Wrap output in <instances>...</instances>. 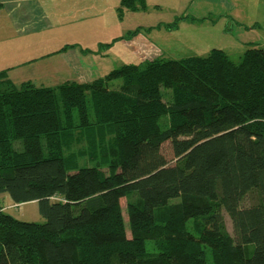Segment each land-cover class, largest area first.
Returning <instances> with one entry per match:
<instances>
[{
	"label": "trees",
	"instance_id": "obj_1",
	"mask_svg": "<svg viewBox=\"0 0 264 264\" xmlns=\"http://www.w3.org/2000/svg\"><path fill=\"white\" fill-rule=\"evenodd\" d=\"M112 63L57 86L0 70V192L45 219L0 206V264H264V48Z\"/></svg>",
	"mask_w": 264,
	"mask_h": 264
},
{
	"label": "rangeland",
	"instance_id": "obj_2",
	"mask_svg": "<svg viewBox=\"0 0 264 264\" xmlns=\"http://www.w3.org/2000/svg\"><path fill=\"white\" fill-rule=\"evenodd\" d=\"M136 1V10L120 6L121 13L113 9L106 11V27L98 28H93L88 23L80 26L79 22L84 20L85 15L76 11L71 1L64 5V17L58 9L52 7L62 6L60 0H54L52 3L41 2L46 17L41 19L39 25L34 23L32 27H41L37 43L44 42V47L36 54L40 55L47 50L51 52L53 49L56 52L67 44L75 45L76 53H80V48L95 50L99 44H104L108 48L103 51V55L98 52V59L101 66L106 65L103 69L108 70L113 60L115 63L112 64L117 65V62H146L156 57L181 59L194 55L205 56L213 47L224 50L232 59L238 60L249 47L264 48V0H242L236 7L234 17L229 11L232 0H179L182 7L177 11L178 17L174 14L172 1L159 7L153 5L154 0H143L144 8L140 7L139 0ZM169 24L173 26H167ZM137 30L135 35L131 33ZM113 33L117 34L114 40ZM120 35L124 36L122 41L117 40ZM6 54V49H0V70L5 66ZM53 54L54 52L51 53L49 61L56 67V75L60 79L90 82L105 73L103 69L99 70L97 65L94 71L99 75L95 73V76L89 79L85 67L91 70V65H95L93 58L85 59L82 61L83 65L81 63L80 67L75 68L63 60L64 54ZM34 65L27 63L26 68L21 71L22 77H12L13 83L20 86L23 81L29 79L37 86L46 85L47 82H43L41 75H33ZM41 142L44 145L45 140L42 138ZM166 147L165 145L164 148ZM165 154L168 155L169 151H165ZM250 201L255 202V196H249L247 203ZM121 204H125L124 199ZM0 206L5 213L19 220L37 223L45 221L35 200L15 203L5 191L0 192ZM124 221L129 237L128 222Z\"/></svg>",
	"mask_w": 264,
	"mask_h": 264
},
{
	"label": "crops",
	"instance_id": "obj_3",
	"mask_svg": "<svg viewBox=\"0 0 264 264\" xmlns=\"http://www.w3.org/2000/svg\"><path fill=\"white\" fill-rule=\"evenodd\" d=\"M44 1L52 3L54 0H0V49L7 50V54L4 57L5 66H3V69H8V77L12 79L14 75L22 77L21 71L26 68L27 63L35 64L32 67L33 75H41L43 82H47L46 86H55L60 84L59 82L64 83L67 80L57 77L56 74L58 71L56 67L52 65L51 61H49L50 56H52L51 53L54 52L53 56L55 54H64L63 60L68 61L75 68L80 67V64L85 59L92 60L93 58L95 65H91L92 71L85 67L88 73V78L92 79V77L95 76L96 72L94 70L97 68V65L99 66V70H102L104 67H106V65L101 66L98 56L94 54L83 53L80 50V53H76V48L74 47H69L67 49H62V47L60 50H56V52L53 49L51 52L47 50L45 53L41 52L40 55L36 54L44 47V42L39 44L37 43L38 31L41 32V27L36 28L32 26H34V23L40 24L41 19L46 17L45 11L42 8V3ZM60 1L63 3L62 6L52 7L58 9L62 13V17H64V5L71 1L73 8L76 11H79L82 15H85L84 20L81 23L79 22L80 26L88 23V25L93 28L103 26L106 27V11L111 9L117 10L121 5V0ZM169 1H172L175 11L174 14L178 17L177 11H179V9L182 7V4L179 0H154L155 3L153 5L162 7L170 4ZM241 1L242 0H232L230 2L231 9L229 11L231 12L232 17H234L236 13V7ZM256 4L260 5L258 2H256ZM147 5L149 7L148 2ZM79 24L77 26H79ZM13 31H16L15 34L12 33ZM116 35L117 34L113 33L112 40H114ZM120 36L122 37V35ZM83 64L84 63L81 65ZM109 69H103V71L106 73L109 71ZM99 73H101V71H99Z\"/></svg>",
	"mask_w": 264,
	"mask_h": 264
}]
</instances>
